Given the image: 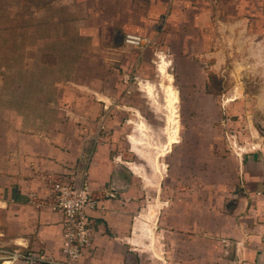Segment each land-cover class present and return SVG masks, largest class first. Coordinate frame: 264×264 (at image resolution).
I'll return each instance as SVG.
<instances>
[{"label":"rangeland","instance_id":"374dc122","mask_svg":"<svg viewBox=\"0 0 264 264\" xmlns=\"http://www.w3.org/2000/svg\"><path fill=\"white\" fill-rule=\"evenodd\" d=\"M74 1L8 3L11 28L0 32V107L10 109L11 122L17 113L27 121L79 122L82 104L105 106L98 137L110 146L111 159L130 168L139 192L132 248L141 264H183L188 257L179 250L194 243L177 234V217L172 215L181 206L179 200L192 198L197 185L206 200L220 198L225 186L235 184L243 158L264 151V14L219 15L205 32L204 48L157 45L142 54L145 38L139 47L123 38V48L111 54L97 46L104 42L103 34L94 45L78 37L88 32L89 18ZM70 4H75L73 11ZM18 23L25 25L22 33ZM194 35L187 32L191 41ZM140 56L148 63L133 64ZM121 57L128 59L123 68ZM161 57L168 62L171 81L158 72ZM147 83L153 85L155 103L144 88ZM161 84H170L178 99L177 143L168 150L171 126ZM140 122L146 125L142 134ZM130 136L141 139L140 153L132 149ZM212 185L220 191L213 194ZM140 223L149 227L150 236L136 228Z\"/></svg>","mask_w":264,"mask_h":264},{"label":"crops","instance_id":"0c3cea01","mask_svg":"<svg viewBox=\"0 0 264 264\" xmlns=\"http://www.w3.org/2000/svg\"><path fill=\"white\" fill-rule=\"evenodd\" d=\"M10 1L0 0L3 33L11 28ZM250 1L74 2L80 4L83 17L89 18V30L83 33L87 36L78 37L89 39L94 45L103 34L104 42L97 46L112 54L123 48L126 33H135L148 41L140 51L146 54L157 45L180 50L204 48L205 32L219 15L238 17L254 11L264 14L260 0L254 7L249 6ZM74 5L68 8L73 11ZM20 26L18 23L17 31L22 33L25 25ZM187 32L195 33L192 41ZM21 48L25 51V46ZM134 61L133 64L148 63L145 56ZM127 62L128 59L119 58L120 67ZM102 63L105 64L104 58ZM104 109L105 106L82 104L79 122H43L36 118L27 121L20 113L11 122L10 109L0 107V247L40 252L60 260L61 216L43 204L49 200L51 182L73 185L84 180L98 206L90 212L91 245L80 264H141L130 239L139 209V192L130 168L111 159L110 146L98 137L105 124L99 119ZM243 161L235 184L225 186L220 198L210 196L206 200L201 196L202 187L197 185L194 196L188 201L179 200L177 213L170 214L177 217V227L172 226L177 228L181 240L189 238L194 243L191 249L179 250L181 256L188 257L183 264H264V151L248 155ZM210 188L215 191L213 194L220 191L219 185ZM112 192L111 198L108 194Z\"/></svg>","mask_w":264,"mask_h":264},{"label":"built area","instance_id":"2783aa9c","mask_svg":"<svg viewBox=\"0 0 264 264\" xmlns=\"http://www.w3.org/2000/svg\"><path fill=\"white\" fill-rule=\"evenodd\" d=\"M144 39L134 34H126L124 43L140 46ZM49 200L44 208L61 216V259L56 260L40 252H23L19 249L0 247V264H80L84 253L90 248L92 220L90 212L98 206L86 181L78 184L51 182ZM114 189H112L113 191ZM113 197L114 193H109Z\"/></svg>","mask_w":264,"mask_h":264},{"label":"bare ground","instance_id":"6f19581e","mask_svg":"<svg viewBox=\"0 0 264 264\" xmlns=\"http://www.w3.org/2000/svg\"><path fill=\"white\" fill-rule=\"evenodd\" d=\"M167 67H168V62L163 57H161L160 64L158 66V72L161 76H166L168 81H171V75L167 74L166 72ZM161 87H162V91H163L164 98H165L166 109L168 110V113H169L167 116V124L171 126V131L166 129L168 131V143L166 142L167 145L165 147H167V150H168L171 144L177 143L178 121L176 117H178V115L176 114L175 104L177 103L178 99H177L176 91L173 89V87L170 84L167 86H163L161 84ZM144 88L148 96L151 97L155 103L153 85L147 83ZM145 129H146V125L143 122H140L137 125V130L140 131L141 134L142 132L145 131ZM140 140L141 139H139L137 136H130V142L132 145V149H134L136 152H139V153L141 152V149H139L138 147V145L140 144L139 143ZM143 224L144 223H140V225L136 226V228L139 229L143 234H146V232H148L150 236L151 230L148 229L149 227L146 228V226Z\"/></svg>","mask_w":264,"mask_h":264}]
</instances>
